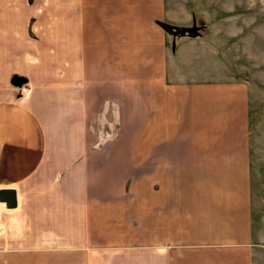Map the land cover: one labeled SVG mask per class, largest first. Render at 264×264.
Masks as SVG:
<instances>
[{
	"label": "crops",
	"instance_id": "0c3cea01",
	"mask_svg": "<svg viewBox=\"0 0 264 264\" xmlns=\"http://www.w3.org/2000/svg\"><path fill=\"white\" fill-rule=\"evenodd\" d=\"M167 3L66 0L50 47L2 37L0 264H251L247 86ZM77 226L115 242L93 261Z\"/></svg>",
	"mask_w": 264,
	"mask_h": 264
},
{
	"label": "rangeland",
	"instance_id": "374dc122",
	"mask_svg": "<svg viewBox=\"0 0 264 264\" xmlns=\"http://www.w3.org/2000/svg\"><path fill=\"white\" fill-rule=\"evenodd\" d=\"M167 2L169 13L178 20L180 18L186 20L176 26L178 30L182 32L183 28H186L189 35L200 38L220 61L218 76L247 86L249 205L253 244L251 264H264V0H167ZM65 6L66 0H0V43L4 37L3 48L10 44L6 42L10 38L18 43L19 49H23L27 55L39 47H42V50L48 48L50 36L64 34ZM58 39L62 40L59 37ZM61 43H58L59 49ZM35 60L38 62L49 59L28 56L26 58L27 62L33 64ZM103 142L102 137L95 138L90 145L103 146ZM94 156L91 172L95 174L99 171L97 182L99 184L96 185L100 187L95 186L91 193L92 196L103 198L106 194L104 187L109 172L96 169L99 167L97 164L100 158L104 157ZM92 179L93 175L91 181ZM127 180L129 179L120 180L121 191L123 186H129ZM138 191H144L143 186H139ZM130 203L136 205L133 201ZM140 204L144 206V203H139L134 214L144 211ZM90 229L91 233H86L83 226L75 227L74 246L81 245L82 239L84 243L85 238L89 239L85 254L91 255L89 258H94L92 259L94 261L97 255L92 253L96 252L98 246L109 245L115 241H104L102 239L104 235H99L96 230L94 232L95 228L92 226ZM20 240L28 245V241L22 236ZM54 250L56 248L47 249L52 252ZM73 256H80V253L75 251Z\"/></svg>",
	"mask_w": 264,
	"mask_h": 264
},
{
	"label": "water",
	"instance_id": "95a60500",
	"mask_svg": "<svg viewBox=\"0 0 264 264\" xmlns=\"http://www.w3.org/2000/svg\"><path fill=\"white\" fill-rule=\"evenodd\" d=\"M178 33L181 32L178 30ZM13 82H15L17 85H20L23 82V79L15 77ZM0 203H2L7 209L15 207L14 192L10 189L0 190Z\"/></svg>",
	"mask_w": 264,
	"mask_h": 264
}]
</instances>
